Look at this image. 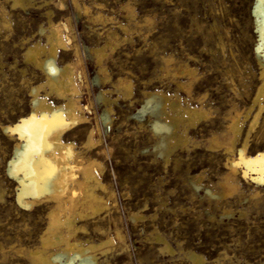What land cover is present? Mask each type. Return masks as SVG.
Masks as SVG:
<instances>
[{"label":"rangeland","instance_id":"1","mask_svg":"<svg viewBox=\"0 0 264 264\" xmlns=\"http://www.w3.org/2000/svg\"><path fill=\"white\" fill-rule=\"evenodd\" d=\"M23 5L0 0V126L30 115L31 89L46 80L24 54L37 41L46 46L50 21L60 22L68 44L82 47L89 77L78 72L88 122L68 131L64 142L73 143L85 162H100L94 171L106 189L96 193L109 204L100 216L76 219L84 228L76 238L115 240L108 253L97 252L98 264H192L190 252L202 255L205 264H264V181L257 180L262 175L241 164L234 180L238 190L230 192L224 179L229 126L237 113L242 130L237 145L248 136L249 156L264 151V110L251 129L262 85L256 0H24ZM101 47L106 52L99 63L87 49ZM59 56V66L75 60L72 52ZM121 81L131 85V96ZM47 91L44 86L39 97ZM152 91L167 95L171 116L179 113L171 103L205 111L192 123L181 113L176 132L183 137L173 141L168 156L156 150L154 103L144 95ZM48 100L61 103L55 95ZM89 130L94 144L83 148ZM214 136L222 137L220 148L210 146ZM16 140L0 127V264H38L15 251L39 246L49 222L46 204L25 209L17 202L18 182L8 173Z\"/></svg>","mask_w":264,"mask_h":264},{"label":"bare ground","instance_id":"2","mask_svg":"<svg viewBox=\"0 0 264 264\" xmlns=\"http://www.w3.org/2000/svg\"><path fill=\"white\" fill-rule=\"evenodd\" d=\"M23 4L24 0H13V6H24ZM59 4V6H63V2ZM254 9L260 36V43L256 50L257 59L261 67L262 85L259 87L254 100V104H257L259 109L253 118L251 129L254 128L260 115H262L261 112L264 110V0H256ZM121 27L122 30H125L123 26ZM66 28L60 22L57 24L51 20L50 34L47 37L48 43H45L47 45L43 46L37 41V43L28 46V49L26 48L27 50L24 54L26 59L34 62L35 66H37L36 68L39 67L41 69L46 83L44 85L40 84L41 86L35 88L32 87L30 96H32L33 107L30 115L22 118L15 125L0 126L8 137L17 136L13 153L14 157L9 162L8 169V173L18 182L17 202L25 209H32L41 204H46L48 207L47 217L49 222L40 236L39 246L31 249L20 247L17 250L15 249V251L16 253L27 255L32 262L38 264H98L97 252H101L102 255L108 253L109 246L114 244L115 240L110 235L105 236L106 238L100 243L93 241L84 243L76 238V232L84 229L77 226L76 219L86 218L89 216L88 214L100 216L104 210L108 209L109 204L105 198L96 193L98 188L106 189L94 171V167L100 166L98 164L100 162L97 163L95 160L85 162L87 158H83L78 152L79 150L76 151L73 143L64 142V135L68 131L88 122L83 115L85 106L81 104V85L77 82L78 72L80 71L83 74L85 80L89 78L86 75L85 67H83V49L77 43L73 44V46L68 44L64 34ZM68 31L71 32L73 39H76L72 26L70 29L68 28ZM105 49L101 47L100 49H87V51L96 55L100 63L105 55ZM60 51L72 52L75 60L62 63V66H59L57 60L60 57ZM102 67L101 65L100 72L103 70ZM101 75L100 79H103L105 74L104 76L103 74ZM98 79L99 75L96 81ZM124 83L121 81L119 85H124L122 86L125 89L124 92L131 96V85ZM44 86L48 88V91L45 96L40 98L39 92ZM157 92L152 91L144 95L148 96V103H154L152 106L153 117L155 115L153 130L159 135L156 150L158 149L162 155L168 156L173 146L171 144L175 142L174 140L178 137L180 139L183 137V134H181V137L176 132L179 123L182 121L183 115L181 113H186L188 115V123H192L193 117H202L205 115V111L203 108H182L178 104L171 103L169 108L179 112L171 116L166 112V105L168 104V98L165 97L166 94H162V91L161 93ZM50 95H55L57 99L61 100V103L57 105L50 103L48 100ZM99 98H104V93L100 94ZM239 118L237 113L230 123V136L225 149L230 155L226 162L228 174L224 178L228 192L238 190L237 186L239 185L234 180L239 174V166L241 164L250 170L259 172L262 177L257 178V180L264 181V151H261L257 157L253 158L248 154V136L240 147L235 141L236 136L242 131ZM215 137L210 141V146L220 148L222 137ZM93 139L94 131L89 130L87 138L83 142V148H91L94 144ZM178 143L181 142L178 140ZM234 153H237L239 159L234 158ZM241 173L244 174L243 176L247 175L245 171ZM135 217L137 216L133 215V218ZM116 239L119 241L123 240L119 230H116ZM165 249L170 250L169 245H165ZM189 258L192 264H205L204 257L198 253L190 252Z\"/></svg>","mask_w":264,"mask_h":264}]
</instances>
